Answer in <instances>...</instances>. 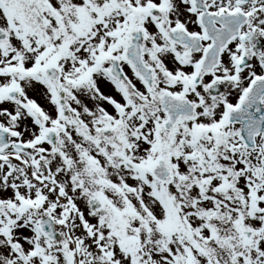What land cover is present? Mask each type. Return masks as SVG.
<instances>
[{"label":"snow or ice","instance_id":"1","mask_svg":"<svg viewBox=\"0 0 264 264\" xmlns=\"http://www.w3.org/2000/svg\"><path fill=\"white\" fill-rule=\"evenodd\" d=\"M0 264H264V0H0Z\"/></svg>","mask_w":264,"mask_h":264}]
</instances>
